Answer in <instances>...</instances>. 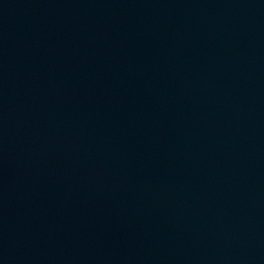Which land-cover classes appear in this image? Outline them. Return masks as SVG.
Returning <instances> with one entry per match:
<instances>
[{
  "label": "water",
  "instance_id": "water-1",
  "mask_svg": "<svg viewBox=\"0 0 264 264\" xmlns=\"http://www.w3.org/2000/svg\"><path fill=\"white\" fill-rule=\"evenodd\" d=\"M0 264H264V0H0Z\"/></svg>",
  "mask_w": 264,
  "mask_h": 264
}]
</instances>
